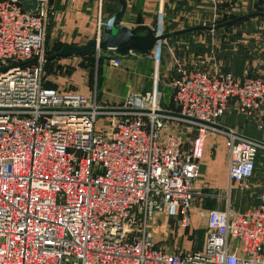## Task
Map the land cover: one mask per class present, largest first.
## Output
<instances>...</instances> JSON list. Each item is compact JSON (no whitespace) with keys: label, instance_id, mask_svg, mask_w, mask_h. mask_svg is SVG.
<instances>
[{"label":"built area","instance_id":"2783aa9c","mask_svg":"<svg viewBox=\"0 0 264 264\" xmlns=\"http://www.w3.org/2000/svg\"><path fill=\"white\" fill-rule=\"evenodd\" d=\"M47 12V0H0V264H264V190L242 213L206 211L198 249L170 251L150 234L158 215L189 226L208 132L227 137L228 185L250 190L264 146L214 124L228 106L255 116L264 81L176 66L170 109L156 88L100 108L44 86ZM106 64L118 68L119 56ZM179 123L195 128L188 143Z\"/></svg>","mask_w":264,"mask_h":264},{"label":"crops","instance_id":"0c3cea01","mask_svg":"<svg viewBox=\"0 0 264 264\" xmlns=\"http://www.w3.org/2000/svg\"><path fill=\"white\" fill-rule=\"evenodd\" d=\"M124 2L125 8L119 21L121 26L129 29L139 28V35L144 34V28L151 29L153 27L158 10V0H124ZM168 2L170 3L169 0H166V4ZM25 7L33 9L32 5ZM47 7L44 45L46 46L50 42L59 44L60 48L64 45L81 47L102 34L103 24L117 12L118 3L117 0H47ZM178 30L181 29H175L171 33ZM171 37L173 36L164 39ZM151 50L152 48L143 54L126 52L121 55L114 51L98 52V55L94 54V58L100 56L99 61H96L95 58V66L98 65L99 70L92 76L96 83L88 82V74L78 72L76 68L67 73V83L80 94H86L89 91L100 94V100L104 99L103 94H113L112 103L119 99L122 94H139L156 88L162 94L160 104L164 106V94H166L164 85L172 64L167 61L156 66L153 61V59L155 60L153 54L155 52ZM162 52L163 57L164 50ZM112 55L119 56L120 66L118 68H111L106 64V58ZM68 57H48V59L64 58L66 61ZM96 62L98 63L96 64ZM230 74L237 78L247 76L241 73L239 75ZM173 76L174 73L167 83L170 93ZM258 78L264 81V73ZM214 127L222 132H232L257 141L264 146V107L255 116L245 118L232 106H228L224 114L215 121ZM172 130L173 132L178 131L177 127ZM226 141L227 137L221 132H208L204 138L202 156L199 162V175L194 190L203 199L195 198L194 205H191L189 225H193L195 217H203L205 229V213L208 210L221 211L229 206L235 212L242 213L251 207H255L258 194L264 190V148L259 149L256 153L253 172L248 181L250 190L239 192L234 188L235 184L228 185ZM235 195H243L244 197L241 199L244 201L247 200V197H251L252 201L249 205H246L245 202H241V205H235ZM207 196L210 198L208 199ZM193 228L192 226L185 228L186 234L189 235L190 229L193 230Z\"/></svg>","mask_w":264,"mask_h":264},{"label":"rangeland","instance_id":"374dc122","mask_svg":"<svg viewBox=\"0 0 264 264\" xmlns=\"http://www.w3.org/2000/svg\"><path fill=\"white\" fill-rule=\"evenodd\" d=\"M158 0V10L152 32L155 35H165L175 29H187L192 27L215 28L235 18L253 13H264V0ZM187 18V19H186ZM179 31V30H178ZM101 36V35H100ZM60 45L48 42L45 46V59L42 63L44 86L55 88L61 92H71L86 97H94L96 105L100 108L116 107L122 104L125 99L134 94H122L119 99L112 103L113 94L104 95L100 100V94H80L71 88L67 83V73L74 68L78 72L88 74V82L95 84L92 76L99 70L95 66V58L88 60L84 56H69L64 58L48 59L58 51ZM157 49V50H156ZM162 50L164 56L162 57ZM153 59L156 66L171 62L172 67L167 73V81L164 85L165 105L161 108H170L168 97L170 88L168 82L174 73L176 66L195 67L198 69L217 68L228 71L232 74H246L250 77H260L264 73V17H252L231 25L211 30H197L189 33L173 36L169 39H161L157 42ZM98 62H96L97 64ZM96 78V77H95ZM58 83V84H57ZM59 86V87H58ZM104 117L97 118V126L101 127L105 122ZM172 129L182 133L183 139L188 143L194 135L195 128L189 124L170 125ZM208 199L210 198L207 196ZM243 195H235V205H249L252 199L247 197L244 201ZM195 198H201L197 191L192 192L191 205H194ZM241 200V201H240ZM240 202V203H239ZM156 218V219H155ZM154 218L152 238L159 247L175 251L198 248L202 239L204 229L203 217H195L193 225L189 226L190 234L186 229H179L175 219H165L162 215ZM193 232H192V231Z\"/></svg>","mask_w":264,"mask_h":264},{"label":"water","instance_id":"95a60500","mask_svg":"<svg viewBox=\"0 0 264 264\" xmlns=\"http://www.w3.org/2000/svg\"><path fill=\"white\" fill-rule=\"evenodd\" d=\"M20 2L22 3L23 6L32 5L33 7H35L36 5V0H20ZM117 3H118V10L113 15L111 26L103 28L99 41L96 42L95 40H93L81 47L64 45L60 48L58 52L54 53L50 57H68L72 55L82 56V55H89L93 52L96 53V52H104V51H114L116 54L119 55L124 54L126 52H135V53L143 54L148 52L157 40L164 39L170 36L189 33L196 30L211 29L205 27H192L155 37L151 29L144 28L145 31L144 34L139 35L138 34L139 28L129 29L119 24L121 15L125 8V2L124 0H117ZM256 16L264 17V13H253V14L241 16L233 20H230L228 22H225L213 29L231 25L233 23L243 21ZM1 71H4V69H2Z\"/></svg>","mask_w":264,"mask_h":264},{"label":"trees","instance_id":"16d2710c","mask_svg":"<svg viewBox=\"0 0 264 264\" xmlns=\"http://www.w3.org/2000/svg\"><path fill=\"white\" fill-rule=\"evenodd\" d=\"M197 31V30H196ZM60 48V47H59ZM59 50V49H58ZM94 52L93 53H91V54H89V55H82V56H84V57H87L89 60H92V57H94ZM50 60V59H49ZM100 60V56L98 57V61Z\"/></svg>","mask_w":264,"mask_h":264}]
</instances>
